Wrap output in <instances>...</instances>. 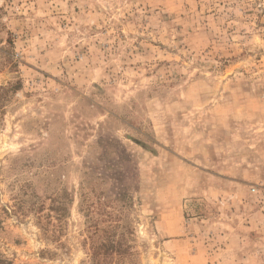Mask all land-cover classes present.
Listing matches in <instances>:
<instances>
[{
  "label": "rangeland",
  "instance_id": "374dc122",
  "mask_svg": "<svg viewBox=\"0 0 264 264\" xmlns=\"http://www.w3.org/2000/svg\"><path fill=\"white\" fill-rule=\"evenodd\" d=\"M0 258L264 264V0H0Z\"/></svg>",
  "mask_w": 264,
  "mask_h": 264
},
{
  "label": "trees",
  "instance_id": "16d2710c",
  "mask_svg": "<svg viewBox=\"0 0 264 264\" xmlns=\"http://www.w3.org/2000/svg\"><path fill=\"white\" fill-rule=\"evenodd\" d=\"M0 264H11V263H7V262H5L4 260H2L1 258H0Z\"/></svg>",
  "mask_w": 264,
  "mask_h": 264
}]
</instances>
